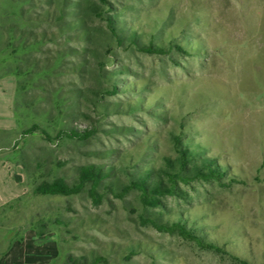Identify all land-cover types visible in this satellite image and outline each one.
Listing matches in <instances>:
<instances>
[{"label":"rangeland","instance_id":"rangeland-1","mask_svg":"<svg viewBox=\"0 0 264 264\" xmlns=\"http://www.w3.org/2000/svg\"><path fill=\"white\" fill-rule=\"evenodd\" d=\"M151 44L182 49H138ZM4 76L18 125L0 132V160L23 193L0 207V257L37 234L57 247L48 264H264V0H0ZM177 138L189 168L208 157L222 180L179 184L156 207L136 189L118 197L132 182L168 186ZM91 166L99 202L91 184L36 191Z\"/></svg>","mask_w":264,"mask_h":264},{"label":"trees","instance_id":"trees-1","mask_svg":"<svg viewBox=\"0 0 264 264\" xmlns=\"http://www.w3.org/2000/svg\"><path fill=\"white\" fill-rule=\"evenodd\" d=\"M106 1V0H103ZM182 49L180 46L172 45V47L163 46H139L138 49L144 53L156 54V55H168L172 52L173 48ZM116 90V88H114ZM32 128L28 130V133L34 132ZM40 133L45 137H49L48 134L41 130ZM93 133L91 131H78L74 128L68 132V135L75 138L86 139ZM49 139V138H48ZM179 153V165L174 172L167 173L168 186L162 183H156L148 186L141 182H132L131 184L123 187L118 194V197H123L131 190L136 189L141 192L142 201L146 206L156 207L160 205V198L164 196H174L179 194V184H189L195 180L201 181H221L224 177V172L219 168L218 164L208 157L200 158V161L195 164L194 167L189 168L190 160L188 158V152L182 147L181 141L175 139ZM103 172L97 170L94 166L82 167L79 169L78 178L75 184L63 180H55L53 182H43L37 186L36 191L45 195H73L78 194L86 184H91L90 195L96 202L101 200V195L97 192V188L101 185L103 178ZM146 222L150 223L158 231L166 232L169 234H178L184 239H188L196 242L199 246L204 248H215L212 243L204 242L203 239L195 234L192 230L188 229L181 222L164 223L158 222L154 219H147ZM106 263L103 257L95 258L91 263L79 262L78 260H72L71 264H99Z\"/></svg>","mask_w":264,"mask_h":264},{"label":"crops","instance_id":"crops-1","mask_svg":"<svg viewBox=\"0 0 264 264\" xmlns=\"http://www.w3.org/2000/svg\"><path fill=\"white\" fill-rule=\"evenodd\" d=\"M16 83L8 76L0 77V132L13 130L18 123L14 114ZM8 166L0 160V207L23 193L18 189ZM37 234H24L1 257L0 264H48L57 254L52 242L36 243Z\"/></svg>","mask_w":264,"mask_h":264}]
</instances>
